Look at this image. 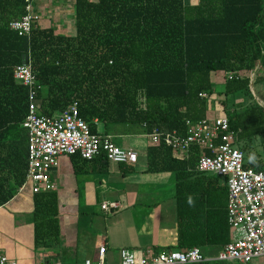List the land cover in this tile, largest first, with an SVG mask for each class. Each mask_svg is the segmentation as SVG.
Returning a JSON list of instances; mask_svg holds the SVG:
<instances>
[{"label": "trees", "instance_id": "obj_1", "mask_svg": "<svg viewBox=\"0 0 264 264\" xmlns=\"http://www.w3.org/2000/svg\"><path fill=\"white\" fill-rule=\"evenodd\" d=\"M31 1L0 0V170H15L17 187L26 168L21 123L27 90L13 80L12 70L24 55L39 115L50 117L75 102L89 133L108 136L183 134L185 120L205 119L212 74L254 72L262 106L252 102L226 119L235 147L248 143L235 148L243 167L264 173V157L244 151L255 138L264 147V0H72L73 36L54 34L38 21L28 35L18 36L8 24L20 20ZM240 92L249 95L248 78L224 75L223 95ZM199 154L193 148L187 158H175L161 141L146 148L147 170L170 172L175 180L177 241L170 251L222 249L229 241L226 195L221 204L200 187L216 177L195 171ZM68 157L72 169L96 160L107 164L102 155L90 161ZM13 194L0 186V206ZM32 206L33 245L44 248L58 237L55 196L32 194Z\"/></svg>", "mask_w": 264, "mask_h": 264}, {"label": "crops", "instance_id": "obj_2", "mask_svg": "<svg viewBox=\"0 0 264 264\" xmlns=\"http://www.w3.org/2000/svg\"><path fill=\"white\" fill-rule=\"evenodd\" d=\"M51 1L32 0L30 4L38 16L37 25L40 28H52L55 34L56 26L58 25V29L61 28L65 21L62 20L64 16L52 18L53 20H50V17H44L52 15L48 5ZM58 1L61 8L64 0ZM185 2L191 5L194 0H185ZM70 17L71 33L63 32L57 35L73 36L72 0ZM224 75L218 72L210 76L213 93L206 98L205 119L215 120L241 113L252 102L262 106L261 88L252 85L254 72L247 76L240 74L242 78H248L249 96L241 92L224 96ZM109 136L112 142L122 145L118 146L119 148L136 154L135 163L104 165L96 160L86 164L78 163L77 169H72L69 157L59 158L58 166L51 174L54 190L47 192L53 193L56 199L58 237L56 241L44 248H34L33 245V206L29 187L25 185L20 189L16 186L15 170H0V186L4 189H14L12 198L0 206V218L6 216L9 221L8 234L0 235V255L16 264H36L42 260L72 264L71 258L79 254L81 256L75 259V264H94L97 248L100 245L105 247V258L112 249L115 250L116 255L119 249L145 254L170 251L176 245V192L173 174L147 170L148 141L143 134ZM244 145L248 143L239 141L236 144L243 149ZM233 146L237 148L235 143ZM244 151H251V156L255 159L264 157L263 144L257 138L251 141L248 151ZM259 153L263 155L260 156ZM200 187L208 190L213 197L215 195L217 202L220 200L219 203L222 204L225 201L226 189L222 179L216 177L213 182L205 181ZM102 204L113 205V207L107 213L100 210ZM93 205L94 207L99 205V210L102 212L103 224L100 229L103 232L95 231L94 235L90 223L91 227L78 236L75 231L83 224L79 217V213H82L80 207L90 209ZM111 218H114L112 221L114 224L106 228L105 219ZM96 235L97 237L101 235L103 238L98 240ZM76 236L78 240L75 239ZM219 250L206 247L200 251L206 259H212L215 256L212 253L214 251L218 253Z\"/></svg>", "mask_w": 264, "mask_h": 264}, {"label": "built area", "instance_id": "obj_3", "mask_svg": "<svg viewBox=\"0 0 264 264\" xmlns=\"http://www.w3.org/2000/svg\"><path fill=\"white\" fill-rule=\"evenodd\" d=\"M24 9L26 13L20 20L8 24V29L18 36L28 35L32 23L38 21L29 2ZM12 78L27 90L26 114L21 123L26 132V168L20 189L26 185L31 194L51 192L54 190L51 174L59 158L74 154L84 161L102 155L110 164L135 163L136 154L114 145L110 136L89 133L87 125L77 116L75 102L50 117L39 115L35 100L37 87L29 64L14 67ZM225 78L241 79L242 76L238 72L225 73ZM199 96L206 98V94ZM145 138L152 145L161 141L178 159L187 158L193 148L199 149L195 171L224 181L229 242L212 259H206L198 248L145 254L119 249L117 264H199L206 260L249 264L253 259L264 257V173L243 167V155L233 146L235 136L228 128L226 117L196 122L185 120L183 134L151 133ZM112 207L102 204L100 210L108 213ZM104 253V245L98 246L94 264H107ZM0 264L16 263L0 255ZM36 264L58 263L42 260Z\"/></svg>", "mask_w": 264, "mask_h": 264}, {"label": "rangeland", "instance_id": "obj_4", "mask_svg": "<svg viewBox=\"0 0 264 264\" xmlns=\"http://www.w3.org/2000/svg\"><path fill=\"white\" fill-rule=\"evenodd\" d=\"M60 2L58 0H52L51 3H48V5L50 6V10H51V13L52 15H48L47 17L44 16L45 18H49L50 20H53L52 18H55L57 19V17L61 16V17H64L62 18L63 21V26L61 25L58 29V25L56 26V33H71V22H70V14H71V0H64V3L61 5V8L59 7V4ZM48 5H45V6H48ZM59 7V8H58ZM43 17V18H44ZM55 22V20H54ZM62 31V32H61ZM249 96V95H247ZM101 129L99 127H97V132L98 133H101L100 132ZM115 145L118 146H122L120 145L119 143H115V141L113 142ZM261 154V153H259ZM263 154H261L260 156H262ZM99 205L95 206H91V208H83V207H80V210L82 213H79L80 214V219L82 220L83 224L82 226H78V228L76 229V233L78 236H80L82 234L83 231H86L87 228L91 227L90 226V223L92 224V227L91 229L93 230V233L95 231L97 232H103L100 228L103 224V221H102V212L99 210ZM80 220V221H81ZM114 220V218H111V219H105V227L107 228L108 226H111L112 224H114L112 221ZM9 221L8 219L5 217L2 216V218H0V235L4 236V234H8L9 232ZM95 235V233H94ZM102 235V233H101ZM96 235V238L98 240H100V238H103ZM78 236H76V240H78ZM213 255H216L217 254V251H214L212 253ZM81 256L79 254H75V256H73V258H71V263L72 264H75V259H78V257ZM105 261L107 264H117V255L115 254V250L112 249L110 250L109 254L106 255V258H105ZM249 264H264V257H259L257 259H253L249 262Z\"/></svg>", "mask_w": 264, "mask_h": 264}, {"label": "water", "instance_id": "obj_5", "mask_svg": "<svg viewBox=\"0 0 264 264\" xmlns=\"http://www.w3.org/2000/svg\"><path fill=\"white\" fill-rule=\"evenodd\" d=\"M21 64H23V65H27V64H28V60H27V56H26V55H24V56L22 57Z\"/></svg>", "mask_w": 264, "mask_h": 264}]
</instances>
